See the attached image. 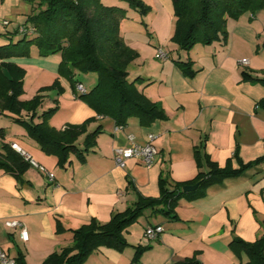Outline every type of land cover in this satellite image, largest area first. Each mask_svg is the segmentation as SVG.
<instances>
[{"label":"crops","instance_id":"0c3cea01","mask_svg":"<svg viewBox=\"0 0 264 264\" xmlns=\"http://www.w3.org/2000/svg\"><path fill=\"white\" fill-rule=\"evenodd\" d=\"M161 11L154 12L151 8L145 17L146 24L133 21L129 27L132 32L122 37L138 54L131 64L135 68L128 72L129 81L136 80V88L166 115L165 120L147 127L141 126L137 118H130L124 127L116 130L114 120L96 115L78 98L69 80L60 76L61 54L41 57L31 47L28 57L10 60L25 71L21 101H29L56 80L63 89L59 96L56 90L41 94L43 99L34 123H40L41 113L54 108L57 100V111L48 121L50 127L62 131L69 125L89 121L86 132L76 141L79 148L87 134L99 132L85 162L71 156L70 163L60 168L57 159L44 154L15 122L18 117L29 121V114L0 116L4 118L0 123L4 133L0 151L3 144L16 143L53 175L50 181L29 167L16 179L0 170V250L9 257L15 259L21 254L25 264H42L51 254L71 246L72 230L92 220L106 224L114 214L132 208L139 197L158 199L160 180H164L169 190L174 189L175 183L193 181L198 171L208 170L205 155L220 168L229 164L233 170L263 160L209 188L201 199H180L173 210L174 219L163 215L161 206L145 210L123 232L127 247L120 252L100 247L84 264H132L138 247L144 251L137 264H184L192 258L199 264H238L229 249L230 241L237 237L253 243L262 236L264 108L258 102L264 97V88L243 82L241 73L259 78L264 73V54L259 49L264 26L256 15L243 14L237 20L227 21L225 46L196 45L186 53L170 42L174 18L170 13L160 17ZM16 12L27 17L31 6L26 3V7L20 6L13 13ZM157 13L158 19H154ZM6 32L5 29L0 35ZM158 48L168 52V60L155 59ZM242 59L248 61L247 66L238 64ZM177 60H190L195 75L184 76L175 65ZM96 77H81L75 72L74 80L87 93ZM150 134L156 136L154 146L158 151L152 167L146 168L134 160L128 161L124 169L116 167L115 149L129 147V137L144 145ZM10 220L22 225L27 241L21 240L20 229L5 226ZM58 224L64 229L59 234ZM148 226L162 227V233L154 241L144 238ZM242 261L246 262L247 258L242 256Z\"/></svg>","mask_w":264,"mask_h":264},{"label":"trees","instance_id":"16d2710c","mask_svg":"<svg viewBox=\"0 0 264 264\" xmlns=\"http://www.w3.org/2000/svg\"><path fill=\"white\" fill-rule=\"evenodd\" d=\"M31 6V12L23 25L33 28L32 35L20 34L18 27L13 33L3 35L8 43L0 45V116L5 112L20 116L22 112L30 115L29 121L15 122L26 131L28 137L38 144L40 150L57 159L58 167L65 168L71 156L83 163L89 149L94 146L98 130L87 134L82 148L76 144L77 139L86 132V125L67 126L58 131L48 125V121L56 113L58 101L54 100V108L44 111L39 118L40 123L33 119L42 103L44 92L56 90L57 95L63 89L56 80L50 87L42 88L29 101H20L23 95L25 71L10 62L12 58L28 57L30 48L35 47L41 57L61 54L59 74L69 80L75 88V72L97 76L95 86L87 93L79 94L78 98L86 103L98 116L109 117L116 126L124 127L127 120L137 118L141 126L147 127L155 121L165 120L164 110L156 103L148 100L129 81L127 67L138 54L125 46L119 35V21L126 10L120 7H107L102 0H24ZM128 7L147 14L150 9L141 0H119ZM174 9L173 32L170 42L183 52L188 53L196 45L209 46L220 43L225 46L228 41L226 24L229 19L237 20L243 14L251 16L264 11V0H172ZM145 25V24H143ZM21 35L13 40L12 35ZM262 47L264 49V39ZM175 65L186 77H193L195 71L192 62L175 61ZM242 81L259 84L264 88V77H254L246 72L241 73ZM264 108V97L258 102ZM0 128V139H3ZM196 159L198 152L196 151ZM235 156V154H234ZM207 171H198L196 178L187 183H175L169 190L160 180V197L148 199L139 197L132 208L114 214L110 221L100 225L95 220L89 224L72 230L71 246L51 254L42 264H84L88 257L98 248L106 247L122 251L127 247L123 232L137 222L147 209L161 206L160 212L168 217L176 218L173 210L180 199L194 201L203 198L209 188L219 185L223 180L235 177L263 159L242 165L233 170L230 165L220 168L212 162L208 155L204 156ZM199 166V165H198ZM30 166L16 153L11 146L3 144L0 151V170L19 179L20 175ZM197 185L193 192L184 193L185 186ZM263 234L253 243H247L234 237L229 249L238 259V264H264V223ZM57 225L56 232H63ZM143 248H136L132 264L139 262ZM242 256L247 258L242 261ZM16 264H25L19 254ZM184 264H199L195 259H187Z\"/></svg>","mask_w":264,"mask_h":264},{"label":"built area","instance_id":"2783aa9c","mask_svg":"<svg viewBox=\"0 0 264 264\" xmlns=\"http://www.w3.org/2000/svg\"><path fill=\"white\" fill-rule=\"evenodd\" d=\"M3 26H7L8 22L3 21ZM18 32L20 34H26V35H32L34 33L33 28H25V27H18ZM155 59L159 61H166L168 60V52L165 51L163 48H158L155 54ZM239 65L247 66L248 61L246 59H242L238 61ZM75 90L78 94H84L86 93V90L81 84H76ZM121 129L122 127L116 126L117 129ZM130 142V146L127 148H119L114 150V163L116 167L120 169H124L126 167V163L130 160H134L140 165L150 168L152 167L155 162L156 158L158 156V151L156 147L154 146V141L156 140V136L153 134L148 135L147 141L144 145H138L134 142L132 137L128 138ZM11 148L18 153L26 163L31 168L36 169L38 172H40L43 175H46L48 180L53 181V175L49 173L45 167L37 163L32 156L24 151L21 147L18 146L16 143H12ZM5 226L12 229H20V238L22 241H27V233L22 228V225L18 221L10 220L6 221ZM162 227L159 226H148L144 230V238L148 241H154L156 240L160 234L162 233ZM0 264H16L15 259L12 257H9L5 252L0 250Z\"/></svg>","mask_w":264,"mask_h":264},{"label":"rangeland","instance_id":"374dc122","mask_svg":"<svg viewBox=\"0 0 264 264\" xmlns=\"http://www.w3.org/2000/svg\"><path fill=\"white\" fill-rule=\"evenodd\" d=\"M141 1L145 5V7L149 8V9L153 8L154 12H157V10H162L160 17L161 16L165 17V16H167L168 13H170V15H172L174 17V9H173L172 0H141ZM101 2L104 6H107V7H120V8H123L126 10L125 15L119 21V35H120L121 39L125 35L127 37L132 32L131 28H130L131 31H129V27H130V25H132L133 21H138V22L143 21L142 23L146 22L145 17L147 16L148 13L147 14L146 13L140 14L138 11L128 7L127 4H125L122 1H119V0H102ZM20 6H23V8L26 7V2L24 0H3V1L0 0V22L7 21L9 24V26L7 28H4L3 26L0 25V33H3L5 29L8 32L13 33L14 30L18 26L24 27L23 25L26 22V17L23 14H20V12L13 13L14 10H19ZM158 16H159V14L155 18H154V16H152V17L154 19H158ZM247 16H249V15L247 14ZM256 16H257L256 19L258 20V22L263 24V26H264V11L257 13ZM144 24H146V23H144ZM121 29H124L122 31V33H121ZM144 33L145 32H143V36L147 39L148 36H147V34L145 35ZM20 37H21V35H15V34L11 36V38L14 41L17 39H20ZM6 41H7L6 37H4V36L0 37V43L6 42ZM262 44H263V40L261 42H259V49L261 50L260 53L264 54V49L262 47ZM125 46H127V45L125 44ZM168 58H169V56H168ZM132 62L128 65L127 72H129L135 68L136 65H134V64L131 65ZM78 75L81 77L82 76L92 77L94 75L96 76V74H93V73H87V74L78 73ZM261 75H262L261 78L264 77V73ZM96 82H97V77H96ZM96 82L92 85L90 90L95 86ZM46 111L47 110H45V112ZM5 114H8L10 116H14V115L9 114L7 112H5L4 115ZM3 119H4L3 117L0 118V123L4 122Z\"/></svg>","mask_w":264,"mask_h":264},{"label":"water","instance_id":"95a60500","mask_svg":"<svg viewBox=\"0 0 264 264\" xmlns=\"http://www.w3.org/2000/svg\"><path fill=\"white\" fill-rule=\"evenodd\" d=\"M197 188V185H193V186H185L182 188V192L184 193H189V192H193L195 191Z\"/></svg>","mask_w":264,"mask_h":264}]
</instances>
